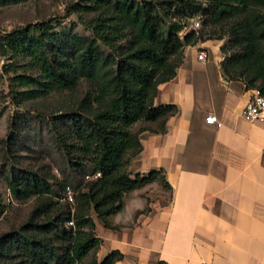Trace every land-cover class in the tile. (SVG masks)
Listing matches in <instances>:
<instances>
[{
  "label": "trees",
  "instance_id": "1",
  "mask_svg": "<svg viewBox=\"0 0 264 264\" xmlns=\"http://www.w3.org/2000/svg\"><path fill=\"white\" fill-rule=\"evenodd\" d=\"M22 1L0 0V5ZM71 11L78 17L74 27L82 25L91 37L73 32L62 37L53 31L59 24L54 18L0 37V54L12 59L8 70L16 73L19 60L24 71L33 70L14 76L18 103L84 86L76 102L49 118L54 143L71 169L74 201L59 200L66 183L55 182L50 170L14 167L8 180L12 196L33 198L34 204L25 222L0 235V264L122 259L113 250L97 260L96 223L110 227L125 194L150 182L171 189L163 170L132 174L130 165L142 150V133H165L168 118L178 111L172 104L155 106L154 98L158 86L176 75L186 46L224 39V78L264 92V0H83ZM196 17L200 28L180 35ZM94 172L100 176L85 179Z\"/></svg>",
  "mask_w": 264,
  "mask_h": 264
},
{
  "label": "crops",
  "instance_id": "2",
  "mask_svg": "<svg viewBox=\"0 0 264 264\" xmlns=\"http://www.w3.org/2000/svg\"><path fill=\"white\" fill-rule=\"evenodd\" d=\"M222 43L186 46L176 75L158 86L154 105L178 111L165 133H142L130 171L163 170L170 196L136 194L146 185L125 194L111 226L96 223L98 261L117 250L116 264H264V123L242 117L250 89L222 75Z\"/></svg>",
  "mask_w": 264,
  "mask_h": 264
},
{
  "label": "rangeland",
  "instance_id": "3",
  "mask_svg": "<svg viewBox=\"0 0 264 264\" xmlns=\"http://www.w3.org/2000/svg\"><path fill=\"white\" fill-rule=\"evenodd\" d=\"M83 0H24L10 5H0V37L16 28L54 18L59 22L54 32L62 37L75 33L83 38L91 37V31L82 25L74 27L77 15L71 11V5ZM224 41V39H221ZM0 61V203L4 211L0 214V235L17 228L28 218L34 199L17 201L8 188V180L14 167L27 168L41 166L50 170L55 182L65 181L75 193L71 169L65 155L54 143L49 118L61 115L62 108L76 102L82 95L84 86L80 85L74 92L54 93L49 96L26 100L18 103L15 92L19 87L14 84L15 74L25 72L32 74L30 68H22L25 63L19 60L16 73L8 70L12 59L2 55ZM67 126L66 122H62ZM8 146H11L10 148ZM86 179V178H85ZM87 180V179H86ZM63 191L60 192L62 194ZM147 200L157 195L168 200L170 190L158 180L148 183L137 191ZM128 197V195H127ZM99 222V221H97Z\"/></svg>",
  "mask_w": 264,
  "mask_h": 264
},
{
  "label": "built area",
  "instance_id": "4",
  "mask_svg": "<svg viewBox=\"0 0 264 264\" xmlns=\"http://www.w3.org/2000/svg\"><path fill=\"white\" fill-rule=\"evenodd\" d=\"M199 28L200 18L196 17L191 20L188 26L184 27V29L180 32V35H183L190 30H197ZM197 58L198 60H204L206 58L205 52H198ZM0 61L3 62V57L1 56V54ZM241 115L248 122L264 123V92H262L259 88H250V97L242 108ZM205 121L208 124L220 126V123L217 121L216 117L213 114L206 115ZM99 176V172H94L93 174L87 175L86 179H95ZM59 200L61 202L73 203L74 194L69 186H66L64 188Z\"/></svg>",
  "mask_w": 264,
  "mask_h": 264
}]
</instances>
